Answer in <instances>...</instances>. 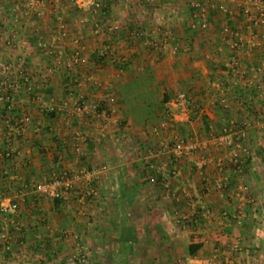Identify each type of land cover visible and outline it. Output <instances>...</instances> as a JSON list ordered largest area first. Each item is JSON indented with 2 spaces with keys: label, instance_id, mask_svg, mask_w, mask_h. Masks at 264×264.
I'll use <instances>...</instances> for the list:
<instances>
[{
  "label": "crops",
  "instance_id": "obj_1",
  "mask_svg": "<svg viewBox=\"0 0 264 264\" xmlns=\"http://www.w3.org/2000/svg\"><path fill=\"white\" fill-rule=\"evenodd\" d=\"M191 1L121 0L102 13L79 11L63 0L47 4L39 16L28 0H0V79L19 83L11 115L32 116L23 134L13 137L14 154L7 157L9 129L0 106V206L18 204L15 213L0 211V236L5 233L9 242L8 250L0 242V264H71L79 253L91 264H264V89L257 88L264 79V24L253 38L240 15L244 0H227L232 16L210 10L205 30L191 28ZM152 10L173 16L172 45L180 51L151 50L144 42L134 48L126 32L93 34L96 23L115 18L131 29H150ZM227 26L239 31L236 53L223 34ZM106 47L100 67L97 50ZM76 51L85 62L70 68ZM235 56L255 86L230 76ZM179 92L191 96L192 113L163 129L165 102ZM80 99L98 112L79 113ZM245 122L252 157L235 173L233 160L244 162L246 156L236 148L237 133L226 131ZM124 133L131 142L117 141ZM187 139L203 142L204 150L180 160L172 176L168 147ZM104 166L93 197L81 185L64 202L33 189L62 171ZM223 178L229 179L224 193L217 189ZM243 183L253 202H244L238 223L222 213L236 212L242 199L235 194ZM201 206L209 214L195 233L186 223ZM191 245L199 246L195 254Z\"/></svg>",
  "mask_w": 264,
  "mask_h": 264
},
{
  "label": "built area",
  "instance_id": "obj_2",
  "mask_svg": "<svg viewBox=\"0 0 264 264\" xmlns=\"http://www.w3.org/2000/svg\"><path fill=\"white\" fill-rule=\"evenodd\" d=\"M63 0H28L29 5L28 8L30 11H35L37 15L41 16L44 14L43 10L47 4H58ZM74 6L79 11H86V12H103V10L108 8L111 10L114 6H117L121 0H66ZM206 0L204 2L192 0L189 4L191 10L192 20L195 23L191 24V28H195L199 26L201 29L205 30L209 24V17H210V10H218L224 16H232V11L228 6L227 0ZM229 2L235 3L237 0H228ZM251 5L255 6L256 12H253L251 9ZM240 15L248 22V28L253 34V38L257 35L260 36L259 29L264 24V0H244L240 5ZM157 14L158 12L155 11ZM163 21L157 20V18H153V22L150 24V29H145L143 27H135V29L129 28V25H126V21L122 18H115L114 20H108L104 23H96L93 27V34L95 37H101L103 34H108L109 36H117L122 32H126L125 39L126 42L132 46L137 47L139 43H145V46L151 50H161L172 46L175 52L181 50L178 44L172 45L174 40V32H173V25L171 23L173 16L170 15L168 19ZM85 22H88L89 19L87 17L84 18ZM137 21V20H136ZM141 23V22H140ZM137 24L140 25L137 21ZM136 24V25H137ZM61 31L66 30V26L63 22H61L60 26ZM66 32H63L65 34ZM223 34L229 39V46L233 52H237L240 47V35L239 31L235 28L227 26L223 29ZM76 43V42H75ZM39 49L45 50L47 54L53 55L54 51L46 47L44 44L39 45ZM110 51V48H102L97 50V58L102 59L105 63L107 54L106 52ZM183 51H189L188 48H185ZM264 60V56H263ZM85 60L82 58L81 53L76 51L71 56V62L69 67H74L80 65ZM104 63L98 64L101 66ZM240 62L238 58L235 56L231 59L230 63V76L233 79L242 80L245 83V86L252 87L255 86L256 80L254 78H249L245 76L244 72L240 69ZM12 71V70H11ZM10 71V72H11ZM260 71H263L262 69ZM22 75V79L26 84L29 83V78L24 72H20ZM258 89H264V79L261 80L260 84L257 86ZM19 89V83L15 81H7L0 79V106H4V110L6 112L5 117V125L9 129L8 131V142H7V150L5 155L7 157H12L14 154L13 151V137H20L25 128L31 124L32 116L28 112H21L18 113L16 116L11 115L12 112L15 111V99L14 94ZM96 109L98 112V108H94L88 104V102L84 99H80L77 103L76 110L84 115L91 114V111ZM193 110V100L189 93L187 92H179L174 98L167 102L166 110H165V117L162 122V128H168L175 123V117L178 116H186L189 117ZM103 113V112H102ZM109 112H104L105 117H108ZM249 123L245 122L242 126H238V124L233 123L226 132L237 133V146L236 148L241 150L243 154L246 156L244 162H235L233 160V167L235 173H239L243 169V164L249 161L252 157V151L249 147L245 146V140L247 139ZM158 130L155 129V132ZM211 139H216L217 137L212 134ZM117 141H126L131 142V139L128 138L127 134H121L117 136ZM203 148V142L201 141H192V140H176L168 147V151L171 154V165L173 166L171 169L170 174L172 176H176L177 171V164L180 160L184 158H193L196 154L200 153ZM156 154H160L156 150ZM218 168L223 170V162L217 163ZM107 170V167L104 166L102 168H95L91 170H84L78 173H69L68 171H62L59 174H56L51 179L46 180L40 184L34 186V191L43 197L53 199L55 201H67L69 196L77 189L78 185H81L83 188L84 195L88 197H93L96 193L95 186L100 182L102 179L103 173ZM229 187V179L223 178V181L217 185V189L224 193L227 192ZM236 197L242 199V203L238 204L237 210L234 214L229 215L227 212H223L222 216L227 218L231 216V221H235L240 223L241 220L244 218V202L246 204L252 203V199L249 197V188L248 186L243 183L240 185L237 193L235 194ZM0 211L2 213L12 212L15 213L18 211V204H11L9 206H0ZM208 212L206 207L201 206L200 210L195 213V219H192L191 222L186 223V225L190 226L191 231L197 232L198 225L201 219L204 216H208ZM63 235L66 237L68 236V232H63ZM74 241H79L78 237H73ZM0 242L3 243L5 249L8 250V237L5 233L1 234ZM71 264H91L88 256L85 254H77L73 258ZM177 264H184L182 261L178 262ZM210 264V262H208Z\"/></svg>",
  "mask_w": 264,
  "mask_h": 264
},
{
  "label": "rangeland",
  "instance_id": "obj_3",
  "mask_svg": "<svg viewBox=\"0 0 264 264\" xmlns=\"http://www.w3.org/2000/svg\"><path fill=\"white\" fill-rule=\"evenodd\" d=\"M119 3H121V1L119 2ZM151 4H153L152 2H150ZM167 4V3H166ZM158 5V4H157ZM154 6H156V4L154 5ZM153 9H155V8H153ZM151 11V10H150ZM155 11H157L158 12V14L155 12ZM151 13V16H150V21H149V23L151 24V22H153L152 20H153V18H157V20H159L160 22L161 21H163L162 20V14L160 13V11H158V10H152V12H150ZM166 15V14H165ZM149 19V18H148ZM166 19H168L167 17H165L164 18V20H166ZM142 25H143V23H142ZM10 44V46L12 45V46H14V43L13 42H11V43H9ZM9 46V47H10Z\"/></svg>",
  "mask_w": 264,
  "mask_h": 264
},
{
  "label": "trees",
  "instance_id": "obj_4",
  "mask_svg": "<svg viewBox=\"0 0 264 264\" xmlns=\"http://www.w3.org/2000/svg\"><path fill=\"white\" fill-rule=\"evenodd\" d=\"M108 11H110V10H108V8L107 9L105 8L102 13H107ZM95 62L97 64L104 63V61L102 59H98L97 57H95ZM118 67H121V65H119ZM166 101L168 102L169 100H166ZM167 102H165V103H167ZM198 249H199V246L191 245L190 246V252H191V254H195Z\"/></svg>",
  "mask_w": 264,
  "mask_h": 264
}]
</instances>
